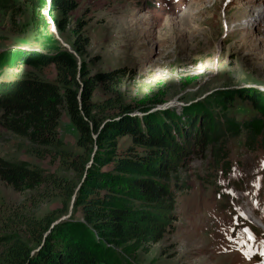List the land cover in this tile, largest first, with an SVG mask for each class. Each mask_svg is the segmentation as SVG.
Here are the masks:
<instances>
[{
	"label": "rangeland",
	"instance_id": "374dc122",
	"mask_svg": "<svg viewBox=\"0 0 264 264\" xmlns=\"http://www.w3.org/2000/svg\"><path fill=\"white\" fill-rule=\"evenodd\" d=\"M79 20L84 22L80 34L87 39L80 44V60L87 70L128 69L118 86L97 85L92 101L111 97L114 107L147 105V110L130 112L136 117L200 106L206 112V127L211 117L220 120L222 112L230 121L221 127L227 137L226 168L216 166L209 151L197 155L195 145L190 158L174 159V151L163 150L172 152L174 177L187 189L177 187L176 201L167 208L144 207L149 217H158L155 224L167 226L156 242L112 246V258L124 259V264H264V231L258 222L264 225V146H247L243 131L228 136L240 121L264 125V0H77L64 31L69 43L76 40L71 29ZM37 40L29 9L21 0L0 6V80L30 72L32 68L17 65L15 58L20 49L38 47ZM33 71L47 80L56 77L51 64ZM253 93L261 94L258 110L248 98ZM58 135L62 150L37 157L24 137L0 124V156L27 160L44 173L63 177L75 185L76 193L84 175L80 164L90 167L97 146L77 145L78 131L65 110ZM128 143L126 136L117 141L119 149ZM74 157L76 168L69 166ZM71 205L72 199L50 182L15 190L0 180V234L23 229L6 226L15 213L49 215L52 222L44 238L58 223L80 218ZM148 229L155 233L150 225ZM20 236L31 253L40 246L36 236L24 231ZM4 255L0 246V261Z\"/></svg>",
	"mask_w": 264,
	"mask_h": 264
},
{
	"label": "trees",
	"instance_id": "16d2710c",
	"mask_svg": "<svg viewBox=\"0 0 264 264\" xmlns=\"http://www.w3.org/2000/svg\"><path fill=\"white\" fill-rule=\"evenodd\" d=\"M10 1L0 0V6H7ZM21 1L29 9L38 47L20 49L15 58L17 65L32 68L30 72L0 80V124L24 137L33 146L35 155L43 157L54 150L58 152L63 144L58 126L65 110L78 131L77 145L85 148L94 143L97 148L88 169L84 168V163L80 164L84 175L76 193L75 185L63 177L44 173L27 160L14 162L0 156V180L5 184L21 190L50 182L54 189L63 192L64 197L72 199L73 195L71 206L80 213V218L66 219L53 226L44 238L43 234L52 222L49 215L38 218L15 213L8 217L6 226L23 228L20 231L36 236L40 246L31 253L21 239L20 231L0 234V246L5 253L0 264H124L126 260L112 258V246L122 247L134 241L138 244L156 242L167 230L166 225L155 224L158 217H149L144 207L167 208L176 201L177 187L187 189L174 177L177 169L169 159L172 152L164 154L163 150L174 151V159L190 158L188 152L195 145L193 152L197 155L209 151L213 163L226 168L228 161L223 158L227 154V137L221 127L223 121L226 124L230 121L222 112L220 120L217 116L211 117L207 128L206 112L200 106L179 113L162 110L136 117L130 112L144 111L148 106L114 107L111 97L101 103L92 101L97 85L107 89L118 86L128 69L87 70L84 60H80V44L87 42L80 34L84 22L79 20L71 29L75 41L69 43L64 37L69 14L77 7V0ZM46 9L58 35L78 57L56 38ZM49 64L56 71L52 81L33 71H40ZM260 96L253 93L248 97L256 110ZM219 98L221 96L215 100ZM113 116L118 119H112ZM106 117L110 119L105 120ZM238 123L236 128L229 130L228 136H237L243 131L247 146H264V125ZM125 136L130 143L119 149L117 141ZM184 141V144L187 141L193 143L189 145L191 147L183 148L181 143ZM69 166L76 168V157L69 161ZM149 225L155 230L154 234L148 229Z\"/></svg>",
	"mask_w": 264,
	"mask_h": 264
},
{
	"label": "water",
	"instance_id": "95a60500",
	"mask_svg": "<svg viewBox=\"0 0 264 264\" xmlns=\"http://www.w3.org/2000/svg\"><path fill=\"white\" fill-rule=\"evenodd\" d=\"M47 2H49V0H47ZM45 14H47V16L49 17V14H48V10H47V9L45 10ZM49 21H50V23H51V30L54 32L56 38L61 42V44H62V45L68 50V51L74 53V54L78 57V55H77L76 52L70 47V45H69L68 43H66L65 41H63V40L61 39V37L58 35L57 30H56V28H55V25H54V23H53V21H52V19H51L50 17H49ZM72 200H73V196H72Z\"/></svg>",
	"mask_w": 264,
	"mask_h": 264
},
{
	"label": "bare ground",
	"instance_id": "6f19581e",
	"mask_svg": "<svg viewBox=\"0 0 264 264\" xmlns=\"http://www.w3.org/2000/svg\"><path fill=\"white\" fill-rule=\"evenodd\" d=\"M248 219H250V218H248ZM255 223V222H254ZM258 223V222H257ZM257 225V224H256ZM259 227V226H258Z\"/></svg>",
	"mask_w": 264,
	"mask_h": 264
}]
</instances>
